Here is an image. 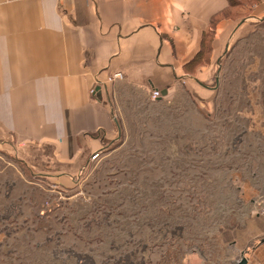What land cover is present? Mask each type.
I'll use <instances>...</instances> for the list:
<instances>
[{"label":"rangeland","instance_id":"rangeland-1","mask_svg":"<svg viewBox=\"0 0 264 264\" xmlns=\"http://www.w3.org/2000/svg\"><path fill=\"white\" fill-rule=\"evenodd\" d=\"M247 22L215 43V90L177 80L157 100L115 82L114 128L91 133L82 166L35 169L0 147V264H234L220 231L264 211V21Z\"/></svg>","mask_w":264,"mask_h":264},{"label":"crops","instance_id":"crops-1","mask_svg":"<svg viewBox=\"0 0 264 264\" xmlns=\"http://www.w3.org/2000/svg\"><path fill=\"white\" fill-rule=\"evenodd\" d=\"M261 4L239 22L216 24L213 49L224 33L233 37L240 30L243 37L247 21L263 22L264 14L257 15ZM227 5V0H0V147L11 148L19 162L35 169L44 165L67 173L100 146L95 148L91 133L98 131L104 142L113 130L115 82L151 89L157 100L177 80L193 78L206 83L200 85L204 89H217L218 82L211 87L204 75L214 63L215 72L220 70L218 49L210 53L211 65L195 72L185 68L211 19ZM240 191L244 195L241 186ZM219 236L221 244H231L236 261L243 255L246 264H264V211L248 214Z\"/></svg>","mask_w":264,"mask_h":264},{"label":"trees","instance_id":"trees-1","mask_svg":"<svg viewBox=\"0 0 264 264\" xmlns=\"http://www.w3.org/2000/svg\"><path fill=\"white\" fill-rule=\"evenodd\" d=\"M228 5L227 8L215 15L212 19H211V29H209V31H207V33H205L203 35V38L201 39V43H200V50L197 53V55L188 63L190 64L189 67L191 68V66L193 67V70H195V67L199 65L200 61H198V59L201 57V52L203 51V47L204 45L207 43V35L210 33L211 34V30L213 26H216V23L222 19H230V17H232V19L234 18L236 20V22H239L242 18L245 17V15L247 14H251L253 11V5L258 3V0H249L248 2L246 0H227ZM243 7L244 11L247 10V14H243V16H241L240 14H238V17H236L237 15H232L230 12H233L234 10H236L237 8ZM240 15V16H239ZM213 32H214V27H213ZM212 32V34L214 35V33ZM213 39V37H212ZM211 41V40H210ZM212 49V47H211ZM209 61H207L206 63H208ZM189 67L185 68L186 71H190ZM192 70V72H193ZM193 75V74H191ZM194 76V75H193ZM202 82V81H201ZM203 84H205L204 82H202Z\"/></svg>","mask_w":264,"mask_h":264},{"label":"water","instance_id":"water-1","mask_svg":"<svg viewBox=\"0 0 264 264\" xmlns=\"http://www.w3.org/2000/svg\"><path fill=\"white\" fill-rule=\"evenodd\" d=\"M200 85L204 86L203 83H201L200 81L196 80ZM218 82V76H216V83ZM215 88V87H214ZM166 94V89H164L162 92H161V96L162 95H165ZM262 241H264V239H262ZM247 260L246 258L241 255L240 259H238L236 261V264H246Z\"/></svg>","mask_w":264,"mask_h":264},{"label":"built area","instance_id":"built-area-1","mask_svg":"<svg viewBox=\"0 0 264 264\" xmlns=\"http://www.w3.org/2000/svg\"><path fill=\"white\" fill-rule=\"evenodd\" d=\"M155 97H157L156 94H155ZM95 154H96V153H95Z\"/></svg>","mask_w":264,"mask_h":264}]
</instances>
